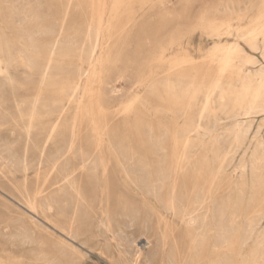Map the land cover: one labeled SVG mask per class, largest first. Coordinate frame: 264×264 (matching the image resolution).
<instances>
[{"label":"rangeland","instance_id":"374dc122","mask_svg":"<svg viewBox=\"0 0 264 264\" xmlns=\"http://www.w3.org/2000/svg\"><path fill=\"white\" fill-rule=\"evenodd\" d=\"M263 9L264 0H0V263H264V100L244 116L264 58L245 47L255 64L228 68L213 50L234 41L227 27L264 21ZM235 90L244 103L234 102ZM261 91L264 98V85ZM33 108L38 118L27 135ZM110 152L121 165L113 160L103 173L94 158ZM133 155L146 157L147 171ZM86 157L95 164L83 168ZM72 169L73 190L64 181ZM210 172L216 180L209 182ZM223 240L230 248L216 252Z\"/></svg>","mask_w":264,"mask_h":264},{"label":"bare ground","instance_id":"6f19581e","mask_svg":"<svg viewBox=\"0 0 264 264\" xmlns=\"http://www.w3.org/2000/svg\"><path fill=\"white\" fill-rule=\"evenodd\" d=\"M109 1V0H108ZM115 1V0H114ZM132 1V0H131ZM91 2V1H90ZM112 2V1H111ZM121 2V1H120ZM92 4V3H91ZM119 4V3H118ZM117 4V5H118ZM122 4V3H121ZM261 4V3H260ZM18 6V5H17ZM150 6V5H149ZM235 6V5H234ZM80 7V6H79ZM112 7V6H111ZM118 7L120 8V6L118 5ZM261 7V6H260ZM105 8H107V7H105ZM258 8V7H257ZM232 9V8H231ZM237 9V8H236ZM251 9V8H250ZM249 9V10H250ZM256 9V8H255ZM260 9V8H259ZM96 10H98V9H96ZM233 10V9H232ZM258 10V9H257ZM264 10V9H263ZM117 11V10H116ZM118 11H119V9H118ZM117 11V12H118ZM226 11L228 12V10L226 9ZM98 12V11H97ZM222 12H223V10H222ZM16 13V12H15ZM103 13V12H102ZM230 13V12H229ZM261 13H262V11H261ZM12 14V13H11ZM257 14V13H256ZM98 15V14H97ZM105 15V14H104ZM117 15V14H116ZM50 17V16H49ZM99 17V16H98ZM104 18V17H103ZM112 18V17H111ZM18 19V18H17ZM16 19V20H17ZM116 19V18H115ZM136 19V18H135ZM248 19V18H247ZM259 20V19H258ZM24 21H25V19H24ZM114 21V20H113ZM254 21V20H253ZM257 21V20H256ZM17 22V21H16ZM237 22V21H236ZM117 23V22H116ZM97 24V23H96ZM106 24V23H105ZM105 24H104V26H105ZM108 24V23H107ZM201 24V23H200ZM224 24V23H223ZM245 24V23H244ZM92 26H93V24H91ZM109 25V24H108ZM231 25V24H230ZM223 26V25H222ZM227 26V25H226ZM235 26V25H234ZM241 26V25H240ZM244 26V25H243ZM98 27V26H97ZM106 27V26H105ZM239 27V26H238ZM226 28V27H225ZM18 29V28H17ZM97 30V29H96ZM107 30H109V29H107ZM111 30V29H110ZM219 30V29H218ZM223 30V29H222ZM225 30V29H224ZM15 31V30H14ZM102 31V30H101ZM104 31V30H103ZM93 32V31H92ZM99 32V31H98ZM97 32V33H98ZM108 32V31H107ZM112 32V31H111ZM110 32V33H111ZM21 33V32H20ZM215 33V32H214ZM28 34V33H27ZM88 34H89V32H88ZM94 34V33H93ZM99 35L101 34V32H99L98 33ZM97 34V36H99ZM26 35V34H25ZM215 35V34H214ZM224 35H225V37L226 36H228V37H231V38H233L234 39V41L232 42V43H229V44H217L216 46H215V48L213 49V50H215L216 52H221V54L223 53V56H222V59L220 60V66H223V67H237L238 68V66H239V64H245L244 66H246L247 64H255L254 63V60L256 59L255 57L253 58V57H251V55H249L248 53H247V51H246V49H245V47H248V48H250L251 50H253V51H255V52H259V51H262V53L261 54H263L262 56H263V58H264V21H262V22H255V23H252L251 25H250V27L249 28H247V29H244V28H234V27H227V29L224 31ZM22 36V35H21ZM95 36V35H94ZM215 36H217V37H220V35H215ZM221 36H223V33H222V35ZM74 37V36H73ZM89 37V36H88ZM102 37V36H101ZM100 37V38H101ZM110 37V36H109ZM79 38V37H78ZM25 38H23V40H24ZM96 39V38H95ZM99 39V38H98ZM107 39V38H106ZM26 40V39H25ZM29 40V39H28ZM103 40H104V38H103ZM221 40V39H220ZM94 41H97V40H94ZM101 41V40H100ZM98 42V41H97ZM107 42V41H106ZM104 43V42H103ZM219 43V42H218ZM222 43V42H221ZM27 44H28V42H27ZM95 44H97V43H95ZM94 44V45H95ZM100 44V43H99ZM215 44V43H214ZM23 45H24V43H23ZM88 45V44H87ZM93 45V46H94ZM102 45V44H101ZM28 46V45H27ZM70 46V45H69ZM89 46V45H88ZM97 46V45H96ZM95 46V47H96ZM103 46V45H102ZM53 47H55V46H53ZM75 47V46H74ZM95 47H94V49H95ZM104 47V46H103ZM105 47H107V46H105ZM31 48V47H30ZM69 48V47H68ZM101 49H102V47H100ZM34 49V48H33ZM249 49V50H250ZM22 50V49H21ZM27 50V49H26ZM32 50V49H31ZM55 50V49H54ZM64 50V49H63ZM103 50V49H102ZM89 51V50H88ZM95 51V50H94ZM104 51V50H103ZM33 52H35V51H33ZM90 52H92V50L90 51ZM215 52V53H216ZM2 53V52H1ZM81 53V52H80ZM20 54V53H19ZM22 54V53H21ZM27 54V53H26ZM25 54V55H26ZM218 54V53H217ZM32 55V54H31ZM89 55V54H88ZM119 55V54H118ZM15 56V55H14ZM21 56V55H20ZM71 56V55H70ZM91 56H93V55H91ZM103 56V55H102ZM209 56V55H208ZM253 56V55H252ZM17 57H18V55H17ZM23 57V56H22ZM181 57H182V55H181ZM221 57V56H220ZM6 58V57H5ZM50 58H52V57H50ZM59 58V57H58ZM90 58V57H89ZM67 59V58H66ZM70 59V58H69ZM97 59V58H96ZM100 57H98V60H94L93 62V64H95L94 65V69L93 68H91V69H93V73H95L94 72V70H97L98 68H97V66H98V64H99V62H100ZM184 59V58H183ZM8 60H9V58H8ZM14 60V59H13ZM19 60V59H18ZM50 60V59H49ZM60 60H62V59H60ZM90 60H92V58H90ZM103 60H105V59H103ZM259 60V59H258ZM19 61H21V60H19ZM26 61V60H25ZM105 61H107V59L105 60ZM179 61H181V60H179ZM179 61H177L176 60V62H179ZM216 61V60H215ZM263 61V60H262ZM91 62V61H90ZM175 62V63H176ZM34 63V62H33ZM18 64V63H17ZM251 64V65H252ZM19 66V65H18ZM218 66V65H217ZM254 66V65H253ZM256 66V65H255ZM113 67V66H112ZM261 67H263V66H261ZM46 68H48V67H46ZM97 68V69H96ZM218 68V67H217ZM246 68H249V67H246ZM76 69V68H75ZM243 69H245V68H243ZM2 70V69H1ZM0 70V71H1ZM233 70V69H232ZM235 70V69H234ZM233 70V71H234ZM45 71V70H44ZM76 71V70H75ZM250 71V70H249ZM260 71V70H259ZM7 72V71H6ZM89 72H90V70H89ZM228 72V71H227ZM93 73H91V75L93 74ZM97 73V72H96ZM99 73L100 72H98V75H99ZM5 74V73H4ZM45 74V73H44ZM90 74V73H89ZM250 74V73H249ZM252 74H253V72H252ZM262 74V73H261ZM94 75V74H93ZM154 75V74H153ZM241 75V74H240ZM246 75V74H245ZM4 76V75H3ZM8 76V75H7ZM93 77V76H92ZM91 77V78H92ZM97 77V76H96ZM250 77V76H249ZM4 78H5V76H4ZM9 78V77H8ZM44 78V77H43ZM88 78H90V77H88ZM99 79V78H98ZM152 79V78H151ZM168 79V78H167ZM255 79V78H254ZM4 80H6V79H4ZM8 80V79H7ZM86 80V79H85ZM90 80H94L93 78L92 79H90ZM96 80V79H95ZM99 80H101V79H99ZM99 80H97V82H100ZM176 80V79H175ZM174 80V81H175ZM3 81V80H2ZM8 81H10V80H8ZM87 81V80H86ZM4 82V81H3ZM147 82V81H146ZM148 82H150L149 81V79H148ZM191 82H192V78H191ZM201 82H202V80H201ZM238 82V81H237ZM252 82V81H251ZM7 83V82H6ZM86 83V82H85ZM92 83H93V85H94V82L92 81ZM153 83V82H152ZM196 83V82H195ZM213 83V82H212ZM219 83V82H218ZM229 83V82H228ZM246 83V82H245ZM11 84V83H10ZM9 84V85H10ZM91 84V83H90ZM89 84V85H90ZM147 84V83H146ZM202 83H200V84H198V86H200ZM206 84V83H205ZM219 84H222V83H219ZM225 84V83H224ZM227 84V83H226ZM249 85H250V83H248ZM72 85H73V83H72ZM89 85H85V88H86V86H89ZM92 85V86H93ZM96 85V84H95ZM94 85V86H95ZM151 85V84H150ZM195 85V84H194ZM213 85V84H212ZM232 86H235V85H233V84H231ZM263 85H264V76H260V80L257 82V84L255 85V87L253 86V90H254V93H252L253 95V97H252V100H251V98L249 99V100H251V102H250V105H248L249 106V109H248V106H247V108L246 109H248V110H246V112H245V115L244 116H246V115H250L252 112H253V110L255 109V108H257V107H255L256 105H260V104H257V103H261V101L263 102V100H264V98L262 97L263 95L261 94V90H263ZM80 86V85H79ZM149 86V85H148ZM191 86H192V84H191ZM207 86V85H206ZM217 86H218V84L217 83H215V88H217ZM220 86V85H219ZM231 86V87H232ZM237 86V85H236ZM241 87V85H239L238 84V87ZM5 87V86H4ZM3 87V88H4ZM11 87V86H10ZM208 87H210V86H208ZM247 87V86H246ZM6 88H7V85H6ZM12 88V87H11ZM190 88H192V87H190ZM193 88H195V87H193ZM193 88H192V91H193ZM199 88V87H198ZM206 88V87H205ZM243 88H245V87H243ZM252 88V87H251ZM1 89V88H0ZM171 89V88H170ZM173 89V88H172ZM207 90L209 89V91H210V88H206ZM220 89V88H219ZM228 89H229V87H228ZM2 90V89H1ZM12 90V89H11ZM87 90V89H86ZM141 90H142V88H141ZM196 90H197V88H196ZM200 90V89H199ZM198 90V91H199ZM212 90H214V89H212ZM221 90H223L222 88H221ZM238 90H240V89H238ZM242 90V89H241ZM253 90H251V91H253ZM6 91V90H5ZM168 91V90H167ZM225 91H226V89H225ZM234 91V90H233ZM243 91V90H242ZM246 91V90H245ZM250 91V90H249ZM74 92V91H73ZM97 92V91H96ZM214 91H212V93H213ZM216 92H217V90H216ZM235 92H236V90H235ZM11 93H12V91H11ZM83 93H84V91H83ZM85 93H87L86 91H85ZM168 93V92H167ZM204 93V92H203ZM208 93V92H207ZM210 93V92H209ZM206 94V91H205V93L204 94H206L207 95V100H208V103H209V100L210 99H212V94ZM219 93V92H218ZM40 94V93H39ZM82 94V93H81ZM89 94V93H88ZM99 94H101V93H99ZM112 94V93H111ZM194 94V93H193ZM247 94H248V91H247ZM251 94V93H250ZM12 95V94H11ZM84 95V94H83ZM186 95V94H185ZM262 95V96H261ZM198 96H199V93H198ZM202 96V95H201ZM200 96V97H201ZM230 96V95H229ZM245 96H246V94H245ZM196 97V96H195ZM218 97H220V96H218ZM222 97V96H221ZM231 97V96H230ZM235 100H234V102L236 101V102H240V101H242L241 103H244L243 102V98H244V94L242 93V92H236V93H234V96H232ZM87 98V97H86ZM181 98V97H180ZM189 98V97H188ZM203 98H205V97H203ZM224 98V97H223ZM233 98L231 99V101H233ZM79 99H80V97H79ZM83 99V98H82ZM81 99V100H82ZM93 99H94V97H93ZM135 99V98H134ZM133 99V100H134ZM206 99V98H205ZM221 100H222V98H220ZM219 99V100H220ZM226 99V98H225ZM80 100V101H81ZM137 99H135L134 100V102L136 101ZM190 100V102H191V99H189ZM195 100V99H194ZM218 100V101H219ZM34 101V100H33ZM37 101V100H36ZM78 101V100H77ZM76 101V102H77ZM138 101V100H137ZM181 101V100H180ZM185 101V100H184ZM216 101V100H215ZM246 101H247V99H246ZM75 102V101H74ZM101 102V101H100ZM133 102V103H134ZM194 102V101H193ZM224 101H221V103H223ZM226 102V101H225ZM37 103V102H36ZM192 103V102H191ZM191 103H189V104H191ZM204 103V102H203ZM220 102H217V104H221ZM226 103H228V102H226ZM232 103V102H231ZM78 104H79V102H78ZM87 104H89V103H87ZM213 104V103H212ZM211 104V105H212ZM264 104V103H263ZM262 104V105H263ZM100 105H102V103L100 104ZM188 105V104H187ZM224 105V104H223ZM228 105H230V104H228ZM239 105V104H238ZM241 105V104H240ZM33 106V105H32ZM77 106V105H76ZM129 108L130 109H132L131 108V106H132V104H129ZM179 106V105H178ZM194 106H195V104H194ZM204 106H205V103H204ZM209 106V105H208ZM213 106V105H212ZM218 106L219 105H217V108H218ZM232 106V105H231ZM233 106H235V104L233 105ZM242 106V105H241ZM264 106V105H263ZM40 107V106H39ZM238 107V106H237ZM259 107H261V106H259ZM87 108H89L88 106H87ZM102 108V107H101ZM182 108V107H181ZM233 108V107H232ZM264 108V107H263ZM263 108H261V110H263ZM32 109V108H31ZM78 109V108H77ZM127 109V108H126ZM125 109V110H126ZM183 109V108H182ZM186 109V108H185ZM201 109V108H200ZM259 109V108H258ZM128 110V109H127ZM126 110V111H127ZM190 110V109H189ZM206 110V112H207V115L209 116V114H211L210 112H209V114H208V111L207 110H209L208 108H206L205 109ZM211 110V109H210ZM222 110V109H221ZM235 110V109H234ZM233 110V111H234ZM243 110L245 111V109L243 108ZM256 110V109H255ZM98 111H100V110H98ZM186 111V110H185ZM201 111H202V109H201ZM212 111V110H211ZM87 112H88V110H87ZM96 112V111H95ZM100 112H102V110L100 111ZM128 112V111H127ZM239 112H240V110H239ZM260 112V111H259ZM218 113V112H217ZM222 113V112H221ZM244 113V112H243ZM243 113H242V115H243ZM257 113V112H256ZM264 113V112H263ZM63 114V113H62ZM88 114V113H87ZM99 114V113H98ZM201 114V113H200ZM239 114V113H238ZM262 114V113H261ZM100 115V114H99ZM104 115V114H103ZM207 115H203V117L205 116H207ZM214 115V114H213ZM236 115V114H235ZM260 115V114H259ZM3 116H4V114H3ZM55 116V115H54ZM76 116V115H75ZM238 116V115H237ZM47 117V116H46ZM97 117V116H96ZM103 117H105V116H103ZM198 117V116H197ZM204 117V118H205ZM236 117V116H235ZM234 117V118H235ZM243 117V116H242ZM4 118V117H3ZM35 118H38V117H35V110H34V108H33V112H32V114L30 115V117H29V124H27L28 125V127H27V135H29V133H30V130L34 127V125L33 124H35L34 123V121H35ZM75 118V117H74ZM91 118V117H90ZM100 118V117H99ZM200 117H198V119H199ZM204 118H201V119H204ZM207 118V117H206ZM94 119V118H93ZM100 119H102V118H100ZM105 119V118H104ZM98 120V119H97ZM115 120V119H114ZM102 121V120H101ZM203 121V120H202ZM201 121V122H202ZM78 122V121H77ZM104 122V121H103ZM114 122V121H113ZM243 122V121H242ZM92 123H94V122H92ZM97 123V122H96ZM100 123V122H99ZM98 123V124H99ZM112 122H110V124H111ZM191 123H192V121H191ZM246 123V122H245ZM248 123H250V122H248ZM74 124L75 123H73V126L72 127H74ZM105 124V123H104ZM78 125V124H77ZM90 125V124H89ZM94 125V124H93ZM96 125V124H95ZM244 125V124H243ZM246 125V124H245ZM79 126V125H78ZM101 126V125H100ZM103 126V125H102ZM98 127V126H97ZM197 127H198V123H197ZM196 127V128H197ZM239 127V126H238ZM246 127V126H245ZM249 127V126H248ZM91 129V128H90ZM97 129V128H96ZM115 129H116V127H115ZM164 129V128H163ZM170 129V128H169ZM198 129V128H197ZM201 129V128H200ZM233 129H235V128H233ZM78 130V129H77ZM102 130V129H101ZM100 130V131H101ZM105 130V129H104ZM150 130V129H149ZM195 130V129H194ZM202 130V129H201ZM241 130V129H240ZM249 130V129H248ZM25 131V130H24ZM76 131V130H75ZM103 131V130H102ZM148 131V130H147ZM213 131V130H212ZM238 131V130H237ZM96 132H97V130H96ZM105 132H106V130H105ZM150 132V131H149ZM165 132V131H164ZM196 132V131H195ZM198 132V131H197ZM205 132V131H204ZM244 132H246V131H244ZM22 133V132H21ZM55 133V132H54ZM151 133V132H150ZM73 136H74V130H73V133H71ZM95 134V133H94ZM106 134V133H105ZM199 134H200V132H199ZM207 134V133H206ZM205 134V135H206ZM234 134V133H233ZM238 134H239V132H238ZM241 134V133H240ZM245 134H247V133H245ZM245 134H243L244 136H245ZM257 134V133H256ZM71 135V136H72ZM98 135V134H97ZM102 135V134H101ZM151 135V134H150ZM183 135V134H182ZM181 135V136H182ZM212 135H213V133H212ZM259 135V134H258ZM162 136V135H161ZM190 136V135H189ZM196 136H197V134H196ZM207 136V135H206ZM209 136V135H208ZM214 136H215V134H214ZM236 136V135H235ZM97 137H100L99 139V142L102 140V138H101V136H97ZM193 137V136H192ZM191 137V138H192ZM198 137V136H197ZM233 137V140H234V136H232ZM240 137H241V135H240ZM260 137V136H259ZM56 138V137H55ZM72 138V137H71ZM74 138V137H73ZM173 138V137H172ZM201 138H202V136H201ZM212 138V137H211ZM210 138V139H211ZM242 138V137H241ZM34 139V138H33ZM207 139V138H206ZM236 139V144L237 145H239L240 144V138H239V135H237V137L235 138ZM252 139V138H251ZM51 140V139H50ZM92 140H94V139H92ZM158 140V139H157ZM163 140H164V138H163ZM201 140V139H200ZM246 140V139H245ZM39 141V140H38ZM122 141V140H121ZM174 141H175V139H174ZM180 141V140H179ZM186 141V140H185ZM188 141V140H187ZM195 141V140H194ZM198 141V140H197ZM205 141V140H204ZM257 141V140H256ZM260 141V140H259ZM51 142V141H50ZM94 142V141H93ZM98 142V143H99ZM115 142H117V141H115ZM199 142V141H198ZM244 142H247V141H244ZM243 142V143H244ZM262 142V141H261ZM120 143H122V142H120ZM179 143H181V142H179ZM192 143H195V142H193L192 141ZM209 143V142H208ZM256 143V142H255ZM260 143V142H259ZM263 143V142H262ZM95 144V143H94ZM99 144H101V142L99 143ZM109 144V143H108ZM182 144V143H181ZM186 145H187V143H185ZM199 144V143H198ZM206 144V143H205ZM232 144V143H231ZM248 144H249V142H248ZM71 145V144H70ZM69 145V146H70ZM176 145V144H175ZM195 145V144H194ZM208 145V144H207ZM211 145H212V143H211ZM214 145V144H213ZM108 146V145H107ZM125 146V145H124ZM130 146V145H129ZM181 146V145H180ZM183 147H184V145H182ZM188 146V145H187ZM204 146V145H203ZM202 146V147H203ZM236 146V145H235ZM243 146V145H242ZM258 146V145H257ZM262 146H264V145H262ZM148 147V146H147ZM173 147H174V145H173ZM179 147V146H178ZM197 147V146H196ZM232 147V146H231ZM237 147V146H236ZM236 147H234L233 146V150H234V148H236ZM239 147V146H238ZM261 147V146H260ZM157 148V147H156ZM192 148V147H191ZM219 148V147H218ZM62 149V148H61ZM74 149V148H73ZM96 149H98L97 147H96ZM106 150H107V148H105ZM174 149V148H173ZM184 149V148H183ZM182 149V150H183ZM187 149V148H186ZM231 149V148H230ZM248 149V148H247ZM260 149V148H259ZM263 149V148H262ZM70 150V152H71V149H69ZM105 150V151H106ZM157 150H158V148H157ZM161 150V149H160ZM256 150V149H255ZM261 150V149H260ZM96 151V150H95ZM118 151V150H117ZM257 151V150H256ZM263 151V150H262ZM69 152V151H68ZM113 152V151H112ZM182 152H184V151H182ZM189 152V151H188ZM67 153V152H66ZM81 153V152H80ZM95 153V152H94ZM111 153V152H110ZM102 154V153H99V154H97V156H95L96 158H94V160H98L97 161V163L98 162H100L101 163V165L103 166V170H104V172H103V170H102V172L103 173H105V172H107L108 171V168H109V166L111 165V164H113V160H115V161H118V164L119 165H116V166H118L119 168H120V165H121V161H120V159L122 160V158H120L119 159V156L117 155V154H115V153H111V154ZM172 153H173V151H172ZM191 153H192V151H191ZM205 153V152H204ZM218 153V152H217ZM228 153V152H227ZM69 154V153H68ZM128 154V153H127ZM131 154V153H130ZM188 154V153H187ZM208 154H211L210 152H208ZM229 154V153H228ZM254 155H255V153H253ZM262 154V153H261ZM171 155H173V154H171ZM67 156V155H66ZM65 156V157H66ZM69 156V155H68ZM131 156V155H130ZM152 156V155H151ZM190 156H193V155H190ZM197 156V155H196ZM208 156V155H207ZM212 156V155H211ZM53 157H56V156H53ZM65 157H63V158H60V159H62V162L63 161H65L64 159H65ZM71 157V156H70ZM69 157V158H70ZM91 157H93V156H91ZM183 157H185V156H183ZM204 157V156H203ZM215 157V156H214ZM255 157H257L256 155H255ZM195 158V157H194ZM224 158V157H223ZM261 158V157H260ZM60 159H58V160H60ZM73 158H71V160H72ZM76 159V158H75ZM79 159V158H78ZM130 159L131 160H134L135 161V159H137V161H136V163H138L139 164V166L142 168V170L143 171H147L148 170V164H147V159H146V157L145 156H139V157H137L136 158V156L135 155H133L132 157H130ZM152 159V158H151ZM171 159V158H170ZM179 159V158H178ZM197 158H195V160H196ZM24 160V159H23ZM74 160V159H73ZM84 161H83V163H82V167L84 168L89 162L91 163L92 161H93V159H91L90 157H86L85 159H83ZM126 160H127V158H126ZM182 160V159H181ZM201 160H202V158H201ZM252 160V159H251ZM75 161V160H74ZM189 161V160H188ZM192 161V160H191ZM204 161H206V159L204 160ZM261 161H262V159H261ZM73 162V161H72ZM184 162H186V160L184 161ZM190 162V161H189ZM194 162V161H193ZM215 162V161H214ZM224 162V161H223ZM226 162V161H225ZM76 163V162H75ZM190 163H192V162H190ZM216 163H217V161H216ZM245 163V162H244ZM93 164H95V161H93L92 162V164H90V165H93ZM131 164V163H130ZM129 164V165H130ZM152 164V163H151ZM158 164V163H157ZM171 164V163H170ZM211 164V163H210ZM259 164V163H258ZM263 164V163H262ZM64 165V164H63ZM97 165H99V163L97 164ZM191 165V164H190ZM212 165V164H211ZM214 165V164H213ZM223 165H225V164H223ZM223 165H222V167H223ZM243 165V164H242ZM101 166V167H102ZM128 166V165H127ZM176 167H178L177 166V164L175 165ZM181 166V165H180ZM193 166V165H192ZM191 166V167H192ZM215 166V165H214ZM218 166H219V163H218ZM244 166V165H243ZM258 166V165H257ZM92 167V166H91ZM93 167H95V166H93ZM122 167V166H121ZM132 167V166H131ZM152 167V166H151ZM246 167V166H245ZM263 167V166H262ZM64 168V167H63ZM79 168V167H78ZM97 168H98V170H99V166H97ZM179 168V167H178ZM190 168V167H189ZM193 168V167H192ZM212 168V167H211ZM219 168V167H218ZM23 169H24V167H23ZM116 169V168H115ZM123 169H125V166L123 167ZM131 169V168H130ZM174 169V168H173ZM185 169V167L184 168H182V170H184ZM244 169V168H243ZM253 169V171H254V168H252ZM1 170V169H0ZM7 170V169H6ZM73 171H72V173L71 174H68L65 178H64V181H65V183H68V184H70V187H71V189L73 190L75 187H73V183H71V179L73 178L72 177V175L77 171V169H72ZM81 170H82V168H81ZM80 170V171H81ZM120 170V169H119ZM129 170V169H128ZM221 170V169H220ZM3 171V170H2ZM121 171V170H120ZM127 171V170H126ZM131 171V170H130ZM142 171V172H143ZM171 171V170H170ZM178 171H180V169H178ZM185 171V170H184ZM195 171V170H194ZM222 171V170H221ZM84 172H86V171H84ZM161 172V171H160ZM175 172V171H174ZM26 173V172H25ZM70 173V172H69ZM82 173V172H81ZM91 173V172H90ZM93 173V172H92ZM117 173V172H116ZM122 173H123V170H122ZM211 174H209L208 175V179H209V182L210 181H212L214 178H213V176H214V174H213V172H210ZM95 174H97L96 172H95ZM101 175H102V173H100ZM170 174V173H169ZM168 174V175H169ZM178 174V173H177ZM183 174V173H182ZM217 174V173H216ZM18 175V174H17ZM119 175V174H118ZM122 175V174H121ZM173 175V174H172ZM186 175V174H185ZM194 175V174H193ZM192 175V176H193ZM100 176V175H99ZM120 176V175H119ZM175 176V175H174ZM183 176V175H182ZM197 176H198V174H197ZM218 176V175H217ZM229 176V175H228ZM72 177V178H71ZM85 177V176H84ZM122 177V176H121ZM165 177V176H164ZM173 177V176H172ZM177 177H178V175H177ZM227 177V176H226ZM97 178V177H96ZM102 178V177H101ZM115 178V177H114ZM124 178V177H123ZM167 178H169L168 176H167ZM167 178H166V180H167ZM199 178V177H198ZM217 178V177H216ZM223 178H225V177H223ZM229 178H230V176H229ZM103 179V178H102ZM102 179H101V181H102ZM125 179H127V178H125ZM170 179V178H169ZM178 179V178H177ZM181 179V178H180ZM62 180H63V178H62ZM214 180H216V179H214ZM95 181H96V179H95ZM128 181V180H127ZM139 181V180H138ZM206 181V180H205ZM121 182V181H120ZM173 182V181H172ZM220 182V181H219ZM231 182H233V181H231ZM64 183V184H65ZM96 183V182H95ZM98 183H99V181H98ZM101 183V182H100ZM99 183V184H100ZM130 183V182H129ZM167 183V182H166ZM169 183H171V182H169ZM206 183V182H205ZM67 184V185H68ZM73 184V185H72ZM97 184V183H96ZM102 184V183H101ZM117 184V183H116ZM126 184V183H125ZM136 184V183H135ZM141 184V183H140ZM103 185V184H102ZM132 185V184H131ZM197 185V184H196ZM214 185V184H213ZM216 185H217V183H216ZM261 185V184H260ZM125 186V185H124ZM143 186V185H142ZM153 186H155V185H153ZM163 186V185H162ZM173 186V185H172ZM204 186V185H203ZM233 186V185H232ZM232 186H231V188H232ZM256 186H258V185H256ZM262 186V185H261ZM96 187V186H95ZM174 187H175V185H174ZM183 187V186H182ZM205 187H206V185H205ZM214 188H216V186L214 187ZM221 188V187H220ZM58 189V188H57ZM64 189V188H63ZM66 189H67V187H66ZM70 189V190H71ZM103 189V188H102ZM154 189V188H153ZM202 189V188H201ZM219 189V188H218ZM224 189V188H223ZM146 190V189H145ZM152 190V189H151ZM175 190V189H174ZM173 190V191H174ZM211 190H213V189H211ZM221 190V189H220ZM229 190V189H228ZM239 190H241V189H239ZM69 191V190H68ZM67 191V192H68ZM154 191V190H153ZM242 191H243V189H242ZM97 192V191H96ZM101 192V191H100ZM99 192V193H100ZM175 192V191H174ZM204 192V191H203ZM202 192V193H203ZM212 192V191H211ZM23 193V192H22ZM24 193H26V192H24ZM74 193V192H73ZM72 193V194H73ZM194 193V192H193ZM197 193H198V191H197ZM202 193H201V195H202ZM216 193V192H215ZM256 193V192H255ZM39 194V193H38ZM100 194H102V193H100ZM192 194V193H191ZM194 194H196V192L194 193ZM241 194V193H240ZM259 194V193H258ZM59 195V194H58ZM66 195V194H65ZM69 195V194H68ZM22 196V195H21ZM25 196V195H24ZM42 196V195H41ZM70 196H72V195H70ZM69 196V197H70ZM75 196V195H74ZM73 196V197H74ZM173 196V195H172ZM180 196V195H179ZM212 196V195H211ZM223 196V195H222ZM256 196V195H255ZM55 197V196H54ZM68 197V198H69ZM170 197H171V195H170ZM182 197V196H181ZM207 197H209V196H207ZM218 197V196H217ZM216 197V198H217ZM241 197V196H240ZM243 197V196H242ZM241 197V198H242ZM28 198V197H27ZM44 198V197H43ZM63 198V197H62ZM67 198V197H66ZM67 198V199H68ZM75 198V197H74ZM212 198H213V196H212ZM264 198V197H263ZM80 199V198H79ZM170 199V198H169ZM173 199V198H172ZM183 199V198H182ZM203 199V198H202ZM214 199V198H213ZM57 201H60V200H58V198L56 199ZM73 200V199H72ZM177 200V199H176ZM196 200V199H195ZM206 200H208V199H206ZM215 200V199H214ZM71 201V200H70ZM179 201V200H178ZM263 201H264V199H263ZM62 202V201H61ZM80 202V201H79ZM83 202V201H82ZM173 202V201H172ZM177 202V201H176ZM180 202V201H179ZM206 202V201H205ZM29 202L27 201V204H28ZM75 203H76V199H75ZM178 203V202H177ZM181 203H183L182 201H181ZM195 201H193L191 204H190V206H185L186 208H185V210L183 209L182 211H184V213H183V218L185 219L186 217H188V216H190V214H192L191 212H192V208H193V206L195 205ZM200 203V202H199ZM210 203H212V201H210ZM30 204L31 205H33V203L32 202H30ZM30 204H28V205H30ZM71 204V203H70ZM69 204V205H70ZM81 204V203H80ZM164 204V203H163ZM59 205V204H58ZM61 205H62V203H61ZM68 205V206H69ZM82 205V204H81ZM85 205V204H84ZM178 205H179V203H178ZM207 205V204H206ZM210 205V204H209ZM232 205V204H231ZM36 206V205H35ZM39 206V205H38ZM64 206V205H63ZM79 206V205H78ZM77 206V207H78ZM83 206V205H82ZM86 206V205H85ZM102 206V205H101ZM164 206V205H163ZM198 206V205H197ZM262 206H263V202H262ZM70 207V206H69ZM69 207H68V209H69ZM207 207H208V205H207ZM206 207V208H207ZM210 207H211V205H210ZM37 208V207H36ZM82 208V207H81ZM169 208V207H168ZM183 208H184V206H183ZM195 208V207H194ZM204 208V207H203ZM235 208V207H234ZM259 208H261V207H258V209ZM263 208V207H262ZM59 209V208H58ZM62 209H63V207H62ZM86 209V208H85ZM166 209V208H165ZM64 210V209H63ZM132 210V209H131ZM152 211H153V209H151ZM171 210H173V212L175 211V213L174 214H176V211H177V206H176V204L175 203H171ZM207 210H208V208H207ZM38 211H39V208H38ZM57 211V210H56ZM66 211H67V209H66ZM80 211H82V210H80ZM105 211V210H104ZM149 211V210H148ZM158 211V210H157ZM239 211V210H238ZM45 212V211H44ZM58 212V211H57ZM86 212V211H85ZM209 212V211H208ZM212 212V211H211ZM255 212L257 213V211L255 210ZM259 212V211H258ZM33 213H34V211H33ZM46 213H48V211L46 212ZM78 213V212H77ZM146 213V212H145ZM65 214V213H64ZM123 214V213H122ZM146 214H148V212L146 213ZM202 214H204L205 215V213H203L202 212ZM253 214H255L254 212H253ZM252 214V215H253ZM258 214V213H257ZM66 215V214H65ZM152 215V214H151ZM177 215V214H176ZM197 215H198V213H197ZM210 215H212V214H210ZM239 215V214H238ZM251 215V216H252ZM128 216V215H127ZM148 216V215H147ZM200 216V215H199ZM198 216V217H199ZM208 216V215H207ZM204 217V216H203ZM211 217V216H210ZM57 218V217H56ZM83 218H85V217H83ZM193 218V217H192ZM195 218V217H194ZM212 218V217H211ZM182 219V218H181ZM190 219V218H189ZM204 218H202V220H203ZM249 219H252V217L251 218H249ZM212 220V219H211ZM215 220V219H214ZM240 220V219H239ZM163 221V220H162ZM183 221V220H182ZM197 221V220H196ZM217 221V220H216ZM247 221V220H246ZM190 222V221H189ZM208 222H209V220H208ZM211 222V221H210ZM212 222H214V221H212ZM47 223V222H46ZM182 223V222H181ZM192 223V222H191ZM191 223H189V224H191ZM197 223V222H196ZM186 225V224H185ZM203 225V224H202ZM196 226V225H195ZM209 226V225H208ZM253 226V225H252ZM185 227H187V226H185ZM192 227V226H191ZM200 227V226H199ZM214 227V226H213ZM251 227V226H250ZM68 228V227H67ZM188 228V227H187ZM186 228V229H187ZM198 229V228H197ZM209 229V228H208ZM215 229V228H214ZM193 230V229H192ZM220 230V229H219ZM222 231H224L225 232V228L224 229H222ZM239 231V230H238ZM191 232V231H190ZM109 234V233H108ZM111 234V233H110ZM227 234H228V232H227ZM202 235V234H201ZM212 235V234H211ZM216 235V234H215ZM112 236V235H111ZM214 236V235H213ZM251 236V235H250ZM212 238V237H211ZM198 239H199V237H198ZM249 239V238H248ZM215 240V239H214ZM111 241V240H110ZM196 241V240H195ZM195 241H193V242H195ZM25 242V241H24ZM191 242V241H190ZM199 242V241H198ZM204 242V241H203ZM206 242V241H205ZM212 242V241H211ZM141 243V242H140ZM146 243V242H145ZM143 244V243H142ZM147 244L149 245V242H147ZM147 244H145V246L147 245ZM211 244V243H210ZM247 243H245V245H246ZM261 244V243H260ZM259 244V245H260ZM144 245V244H143ZM201 245V244H200ZM200 245H199V247H200ZM203 245V244H202ZM212 245V244H211ZM231 245V244H230ZM244 245V246H245ZM262 245L264 246V242L262 243ZM63 246V245H62ZM115 246H116V244H115ZM243 246V247H244ZM64 247V246H63ZM144 247V246H143ZM202 247V246H201ZM213 247V246H212ZM209 248V247H208ZM230 247H229V240H223V243L221 244V246H220V248H217V250H216V252H219V249H229ZM192 249V248H191ZM243 249V248H242ZM260 249V248H259ZM259 249H257L256 248V250H259ZM193 250V249H192ZM199 250V249H198ZM212 250V249H211ZM210 250V251H211ZM118 251V250H117ZM200 251V250H199ZM198 251V252H199ZM209 251V252H210ZM74 252V251H73ZM215 252V253H216ZM256 252V251H255ZM252 253V252H251ZM260 253V252H259ZM234 255V254H233ZM235 256V255H234ZM254 256H255V254H254ZM257 256V255H256ZM80 257V256H79ZM260 257H261V259L263 260L264 259V251L262 252V253H260ZM186 258V257H185ZM194 258H196V257H194ZM226 257H224V258H220V261L217 263V264H225V259ZM242 258V257H241ZM240 258V259H241ZM255 258V257H254ZM41 259V258H40ZM171 260V259H170ZM247 260V259H246ZM259 260H260V258H259ZM53 261V260H52ZM207 261V260H206ZM254 261V260H253ZM46 262V261H45ZM172 262V261H171ZM241 262V261H240ZM260 262V261H259ZM239 263V262H238ZM244 263V262H243ZM260 263H262V261L260 262ZM259 263V264H260ZM0 264H3V263H0ZM208 264V263H207ZM239 264H241V263H239ZM251 264V263H250ZM262 264H264V263H262Z\"/></svg>","mask_w":264,"mask_h":264}]
</instances>
